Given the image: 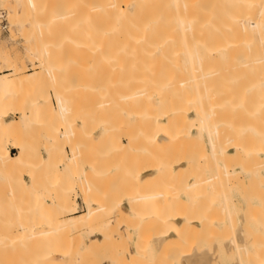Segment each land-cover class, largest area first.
<instances>
[{"label":"bare ground","instance_id":"1","mask_svg":"<svg viewBox=\"0 0 264 264\" xmlns=\"http://www.w3.org/2000/svg\"><path fill=\"white\" fill-rule=\"evenodd\" d=\"M15 1L22 9L14 10L8 18L10 22L17 18L23 32L26 25L40 26L59 15L47 5V0ZM83 1L80 4L84 7L86 47L104 57L119 75L118 79L114 76L115 80H107L102 89L105 109L111 114L113 108H119L117 101L116 107L112 105L116 99L121 102L122 111L149 121L144 120L149 123H144V129L139 127L143 131L141 137V132L137 134L139 138L124 133L126 147L122 138L117 142L128 148L139 139L149 152L153 150L155 154L157 150L149 148L155 146L160 152L164 150V156L158 151V155L151 153L155 158L147 161L150 164H144L142 169L140 165L138 170L131 168L125 174L122 188L127 207L123 202L108 201L107 197L105 202L96 201L95 184L86 180L81 184V195L87 203L82 214L74 212L76 196L71 198L68 184L61 187L62 182L58 186L56 183L54 198L45 202L35 174L28 173L30 184L18 175V188L10 189L9 196L21 194L27 201L28 195L30 208L38 213L32 221L22 219L17 225L5 224L0 228V264H113L114 259L117 262L118 247H112L120 246L122 241L133 246L123 255L130 258L124 264H144L149 244L160 253L173 246L184 247L180 246L183 250L168 264H217L228 256L233 264H264V0ZM236 34L238 39H232ZM25 41L27 57L36 58L39 52L31 32L26 31ZM44 45L45 57L40 55L37 61L39 67L50 71L54 67V43ZM17 54L11 59L0 53V59L11 63L8 67L12 69L11 73L0 74V94L5 96H16L18 83L24 82L18 77V63L25 59ZM71 90L72 94L76 92ZM67 91L55 89V111L63 122L61 137L76 145L71 155H65L63 166L71 173L76 170L82 151L77 143L80 134L76 138L80 113L67 104ZM35 102L21 105L18 119H8L10 113L0 111V133L18 135L25 131L26 124L34 125L33 121L45 128L49 126L47 117L52 116L51 109H42ZM107 127L112 128L109 123ZM53 140L59 145L57 137ZM162 143L164 149L160 148ZM13 147L18 150L16 155L8 147L0 150L5 173L14 172V164L32 168L36 156L32 158L30 145L13 143ZM47 158L48 163L55 161L52 154ZM46 160L42 161L44 167ZM92 164L89 172H84L86 177L98 172L95 162ZM236 188L240 195L235 196ZM6 199V195H0L3 222L10 214ZM255 212H260V217ZM60 214L67 218L59 217ZM252 217L260 220L253 221ZM68 228L83 237L87 235L89 244L80 252L79 260L76 254L58 245V241L60 244L66 241L64 238L68 240L63 235ZM111 249L115 255L108 257ZM104 254L107 255L103 257ZM101 255L103 259L99 258Z\"/></svg>","mask_w":264,"mask_h":264},{"label":"rangeland","instance_id":"2","mask_svg":"<svg viewBox=\"0 0 264 264\" xmlns=\"http://www.w3.org/2000/svg\"><path fill=\"white\" fill-rule=\"evenodd\" d=\"M14 1L15 0L6 2L7 4L5 2L0 1V53H2V55H4L5 57H10L11 59H14V57L18 55L17 54L18 52L25 59L24 62L18 63V75H19L18 77H21L22 79H24V82L18 83L17 85L18 91L15 90V92L17 93L16 96L12 94H8L6 96L0 94V111L6 110L7 113H10L9 116L7 117L8 119L10 118L18 119L19 114L17 112L20 106L25 105L26 107L28 106V104L30 105L34 104V101H36L35 103H37L39 107H41L42 109L43 108L44 109L47 108L48 110L51 109L50 111H52V116L47 117L50 120H49V126H47L46 128L39 125L40 123H38L37 121L36 122L33 121V123H35L34 125H29L32 123L26 124V127L30 126L29 128H27V131H26V127L24 126L25 127L24 130L26 131L27 134L24 133L25 131L23 130V128L22 130L24 131L23 132L24 134L22 132L18 135L16 134V132L12 134L11 132L6 133V134L0 133V150L4 149L5 147H8L9 150L11 151V154L16 155L18 153V150L13 149V143L23 144L26 142L30 145V150L33 149L31 150L32 158H35V156L36 158L39 157L38 158L39 162H38V159L36 160V158L35 160L32 159L34 160L32 164L33 165L32 168L30 165L16 166L14 162L9 161V164L11 165L14 164L13 165L14 172H8V173L7 172L5 173L4 171L5 169L1 165L2 161H0V195L1 194L6 195L7 210L10 213L8 214L9 219L6 220L5 222H3L0 219V228L4 227L5 224L8 225V227H10L11 225H17L18 221L22 219H26V220L30 219V221H32L33 218L37 215L36 213H38V211H33V209L30 208V205H32V203L31 204L29 203L30 199L28 195H27L28 198L26 201L25 199L26 196L24 197L21 194H18V196L15 198L9 196L8 194L10 189L18 188V186L15 185L17 183V179H15V177H18V175H22L28 184L32 182L31 179L28 177V173L29 174L31 173L33 175L35 174L34 177H35L36 183L40 186V188L43 191L42 196L44 197L43 200H45V202L46 200L49 201L54 198V193H55L54 190H56L55 189L56 183L58 186V184L61 185L60 183L62 182L63 185L61 187H64V186L66 187L67 186L66 184H68L69 190L67 191L70 193L71 198H74V196H76V199L78 200V203H79L78 211L76 210L74 211L76 214L84 213L87 207V203L83 201V198L81 195V190H82L81 184L83 185V183L86 180L95 184L96 192L94 194V197L97 200L95 198L94 199L96 201L99 200V202H101L104 200L105 202L106 201L105 197H107L108 201L112 199L114 202L116 201H118L119 203L123 202L124 207H127L125 191L122 188L123 187L122 184H124L123 182H125V178H126L125 174L131 168L134 169L135 167V169L137 170L140 169L139 168L140 165L142 169L143 168L142 166L144 164L147 165V163L150 164V162H147V161H152L155 158V156H152L154 154L152 152L153 150L149 152L148 148H145L146 145H141V142H139L140 141L139 139L137 140L138 143L135 145L136 147L133 145L134 147L125 148L127 146L126 145L127 140H126V137H124L123 135L125 132L129 134L132 133L134 135H137L138 133L141 132V134H138V135L142 136L143 131L141 130V128L144 125L145 121H147V119L142 118L143 120L142 119L139 120L138 117L135 118V116L133 117L132 115H130L131 114L130 112L127 113L126 111H122L121 102L119 103L118 100L116 99L112 101L113 102L112 105L116 107L115 104L118 103L120 105L119 106L120 109L118 108V106L116 108H113L112 109L113 111L111 112V114H108V111L105 109L103 102L106 99L103 96L102 89L104 88L105 84H107V80L113 79L112 77L116 76L118 72H116L115 67L112 68L113 66L109 67L108 64H106L104 57L100 56L97 53H93L92 51L87 49L86 47L87 43L85 39V35H86L85 27L86 26H85V21H84L85 20L84 19V9H83L84 7H81L83 5V4L82 5L80 4L81 0H78V1L75 0L77 4H74L75 3L74 0H47L48 2L47 5L49 4L52 8L54 7L55 10L59 12L58 13L59 17L57 16L56 18L49 20L48 23L40 25V26L26 25V29L24 30V32L22 31L20 27L21 23L19 22L17 18L15 19L13 18L14 22L16 23L12 22L13 19L10 22L8 18V16L9 17L11 16L8 14H12L14 10H17L20 12L22 9V5L21 4L18 5L19 3L16 1L14 3ZM38 1H41V0H38ZM13 3L17 6L14 7ZM81 3H84V1L82 0ZM75 5H77L76 6L77 8H75ZM56 6H58L59 9ZM67 14L68 16H66ZM69 14L71 15L69 16ZM77 16L79 17L78 18L79 20L76 19ZM80 16L82 17L80 18ZM70 17H74V18L71 20ZM26 31L31 32L35 40L34 42L35 47L38 48L37 50L39 54L35 56L36 58L33 57V59L30 57H27V43L25 41ZM234 37H232V39L235 40V39H238L239 36L236 34L234 35ZM51 41L54 43V46L52 47L53 50L51 52L53 55V63H54L53 66L54 67L50 71H47L39 67L37 60H39L38 57L40 55H41V58L45 57L44 52L46 49V45L44 44H47L48 42H51ZM102 62L104 63V65ZM10 64L4 62L3 59H0V74L1 75L4 73H11L12 69H9L10 67H8V65ZM108 67L110 68V70ZM19 68L21 69L19 70ZM33 72H38V73H36L35 75H30ZM18 77H14V78L16 79ZM115 79H118V77ZM56 88H67L68 89V91L64 94V96H67V104L72 108V110L76 111L77 113H80L77 118L79 131H77L76 138H79L78 134H80V141L77 143H80L79 146H81L80 150L82 151L81 152L82 155L80 154V157H79L80 160H78L79 161L78 165L77 167H75L76 170L73 169V172H71L73 175L70 173L69 170L67 171L64 170L63 166L66 165L65 155H71V152L73 148L75 149L76 145L68 144L65 141V138H62L63 136L61 137L60 135L63 132V124H62L63 122L59 118V116H57V111H55L58 107V100H57V96L55 92ZM71 89H76L77 93L74 92L73 93L74 95H73L71 93L72 92ZM116 101L117 103H115ZM108 123L112 127L110 130H109V127H107ZM7 124L9 123H6V125ZM140 126L141 128H139ZM235 128H239V126H236ZM259 128L261 129L262 126L260 125ZM28 131L30 133H28ZM134 131L135 133H133ZM53 137H57L59 139L58 140L59 145L55 144ZM119 138H122V141L125 147H123L117 142ZM111 141H113V143H110ZM57 146H59V148ZM142 146H145V147H142ZM160 146L159 147L161 149H164L163 143ZM149 148L150 149L154 148V150H157V151L159 150V148L155 146H150ZM141 151L142 152L147 151L149 152V154L142 153ZM157 151L155 152V154H157ZM162 151L164 152V150ZM162 151L161 152L158 151V153L160 152L161 156H164V154L162 155L163 153ZM140 153H142L143 155L142 154L140 155ZM50 154H52L53 157L55 158V161L53 163L51 162L48 163L47 156L49 157ZM145 154L149 155L150 159L147 158ZM37 155L39 156L37 157ZM138 155L140 157L142 156V158L140 159ZM137 159L139 160L137 161ZM45 160L47 161V163L45 162L47 165V167L45 165L46 168L43 165L44 162H42ZM142 160H143V163H142ZM93 162H95V165L98 168L97 169L98 172L96 175L93 174L94 176L90 174V175H87L86 177L84 175V172L85 173H87L86 171L89 172L90 167L93 166L92 164ZM39 163L41 164L43 163V164L41 165ZM90 163H91V166H90ZM62 170L66 171V174H64V171L61 172ZM11 173L14 176H12ZM56 173L59 175H57ZM69 173L70 175H68ZM82 174L84 175L83 177L81 176ZM55 175L58 177L55 178L56 177ZM6 177H8V179H6ZM12 178L14 179L12 180ZM110 178L112 179V181ZM7 181L8 182L11 181V183H8ZM239 185L241 186V184ZM7 186L10 188H8ZM238 190L237 188L234 190V192L237 191L235 193V196L239 193ZM240 193H243L242 188L240 189ZM95 200L94 202L98 203ZM111 205L113 206L114 204L112 203ZM95 206H97V204L94 205V207ZM58 212L60 213V211H57V210L55 211V213L59 214ZM68 213H69V209L67 208L66 214ZM100 213L103 214V211L102 212L100 211ZM66 214L64 215L60 214L59 217H62L63 215V217L67 218ZM258 214H261V213L259 212ZM256 217L255 218L252 217V218H253V221L256 220L257 222L258 220H260V218L257 220ZM258 217L260 216L258 215ZM113 228L111 227L109 229L112 231ZM148 229L149 228H146V231L150 232L151 229L150 230ZM65 230L63 231V235H66L64 237H67L68 240L64 238L66 241L62 240L60 241V244L58 241V245L60 248L66 247L65 249L69 250L71 254L73 255L76 254V256L78 257L76 256L75 257L77 258V260H79L81 258L80 252H83L84 246L89 244V241L87 240L88 238H86L87 235L84 234V237H83L79 234H75V232L72 229L68 228ZM121 230L123 233H125V228L122 227ZM67 231H70V232H68L67 234L66 233ZM146 235H149V234L146 233ZM69 240L71 241L70 244H68ZM121 243L122 244L120 246L116 245V248L115 246L112 247L115 250L118 247V250L116 252L111 249L112 252L109 251L110 252V253L108 252L109 255L106 254L108 257L115 255L114 252L117 254L115 255L117 262L114 261L115 260L114 259L112 262L113 264L114 263L124 264L127 260L130 259L128 256H126L127 257L126 258L123 255H126V251L128 249L133 250V246L126 244L127 245L126 247L125 241H122ZM80 244H81V247H80ZM55 245H56V242H55ZM60 245H62V247ZM149 245L148 247H150V250L149 251L146 250V252L147 251L148 252L146 253V256L143 257V260L145 262L144 264H152L153 262L156 264L157 261H159L157 262V264H168L167 262L169 261L170 263V260L172 261L173 257L176 260L175 257L178 256V252H181L183 250L182 248H184L181 245L179 246L177 245L176 247L178 249L177 250L173 246V247H170L168 250L166 249V253L161 252L162 253L161 255L159 250L155 249V246L151 247L152 244H149ZM129 246L132 248H130ZM76 249L79 251H77ZM146 249H149V248L146 247ZM157 251L160 254L156 253ZM164 254L166 255L165 257H164ZM106 255L104 254L103 257H105ZM170 256H172L171 259H170ZM103 257L102 255L99 256L100 259H103ZM156 258L158 259L156 260ZM152 259H154L153 262H152ZM230 259H231L230 256H228L227 258H224L223 260L220 259L217 261V264H233L231 263V261L233 262V260H230ZM77 260H74V261H77ZM143 260H142V263H143Z\"/></svg>","mask_w":264,"mask_h":264},{"label":"crops","instance_id":"3","mask_svg":"<svg viewBox=\"0 0 264 264\" xmlns=\"http://www.w3.org/2000/svg\"><path fill=\"white\" fill-rule=\"evenodd\" d=\"M13 149H15V148L13 147ZM78 209H79V203H78V200L76 199L75 210L78 211Z\"/></svg>","mask_w":264,"mask_h":264}]
</instances>
